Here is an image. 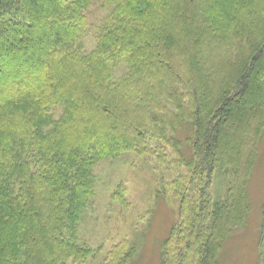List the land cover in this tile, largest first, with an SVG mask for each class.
I'll use <instances>...</instances> for the list:
<instances>
[{"label":"trees","instance_id":"16d2710c","mask_svg":"<svg viewBox=\"0 0 264 264\" xmlns=\"http://www.w3.org/2000/svg\"><path fill=\"white\" fill-rule=\"evenodd\" d=\"M130 151L186 170L161 188L178 210L158 264H222L264 154V0H0V264H87L95 168Z\"/></svg>","mask_w":264,"mask_h":264},{"label":"rangeland","instance_id":"374dc122","mask_svg":"<svg viewBox=\"0 0 264 264\" xmlns=\"http://www.w3.org/2000/svg\"><path fill=\"white\" fill-rule=\"evenodd\" d=\"M99 6L97 1L88 12L84 50L93 47L95 28L104 15ZM261 155L247 186L249 209L245 224L223 242L219 252L222 264H255L264 245V240L260 242L264 200V154ZM167 156L173 161L178 159L170 148ZM94 173L92 200L74 239L76 246L90 251L87 264H102L114 247L122 243L136 247V255L124 264H158L161 244L175 224L178 210L177 197L172 192L161 195V188L186 170L178 163L163 165L154 156L130 151L101 163ZM120 184L125 188L123 198L115 200L112 194ZM213 184L218 188L212 185V197L223 198L222 181L216 180Z\"/></svg>","mask_w":264,"mask_h":264}]
</instances>
